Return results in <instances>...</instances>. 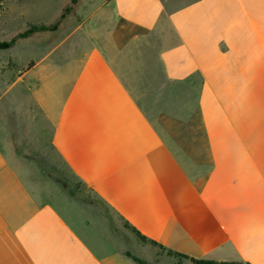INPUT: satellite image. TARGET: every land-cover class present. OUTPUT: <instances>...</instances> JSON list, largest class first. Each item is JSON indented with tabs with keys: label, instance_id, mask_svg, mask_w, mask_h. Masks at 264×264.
Here are the masks:
<instances>
[{
	"label": "crops",
	"instance_id": "0c3cea01",
	"mask_svg": "<svg viewBox=\"0 0 264 264\" xmlns=\"http://www.w3.org/2000/svg\"><path fill=\"white\" fill-rule=\"evenodd\" d=\"M85 1L0 50V264H264V0Z\"/></svg>",
	"mask_w": 264,
	"mask_h": 264
},
{
	"label": "rangeland",
	"instance_id": "374dc122",
	"mask_svg": "<svg viewBox=\"0 0 264 264\" xmlns=\"http://www.w3.org/2000/svg\"><path fill=\"white\" fill-rule=\"evenodd\" d=\"M72 1H75L74 3L76 4L78 3V0H72ZM68 2L69 0H22L20 4H16V3L9 4L8 6L10 8L9 14H6L7 9L1 8V12L4 13L5 15L0 14V42H8L6 40L12 37L13 35H15L17 32H19L27 22L48 23L56 20L57 17L60 15L62 9L65 8ZM87 2L88 0L84 2L86 3V5L83 3L82 6H79L78 12L80 14H85L88 11ZM69 5L70 3L68 4V6ZM69 14H71V12ZM72 21H75V17L66 15L63 20V25H64L63 30H66V28L72 23ZM30 27H38V29L44 28L42 26H30ZM60 34L61 32L59 31L57 36H60ZM45 48H46V43L44 42V40L37 39L35 41L22 42L18 44L16 43L12 48L13 50L11 54L13 58L17 61V63H19L22 66L25 64V62H27V60L31 56L42 54ZM18 92L19 90L15 88L11 93V97L12 96L19 97L20 95ZM52 174L54 175V173ZM144 245H147V247L152 249L154 253L157 252L160 255L161 257L160 261L162 262L161 264L168 263L167 257H170L171 261L174 259L173 254L167 252L163 248H158L157 246H154L152 244L149 245L148 243H145ZM142 256L144 257V263L147 264L146 263L147 261L145 262V260H147V255L143 254Z\"/></svg>",
	"mask_w": 264,
	"mask_h": 264
},
{
	"label": "trees",
	"instance_id": "16d2710c",
	"mask_svg": "<svg viewBox=\"0 0 264 264\" xmlns=\"http://www.w3.org/2000/svg\"><path fill=\"white\" fill-rule=\"evenodd\" d=\"M66 12H69V9H67ZM63 17H64V14L62 15L61 18H63ZM36 30H38V27H30L21 36L24 37V36L28 35L29 33L33 32V31H36ZM12 43H13V40L8 41V42H0V49H7V48H9L12 45ZM126 226H127V228L129 230H131V232L136 236L137 240H139L140 242L149 243V244H152V245H157L154 241L148 240L147 238L142 236L133 227H130L129 225H126ZM169 253H171V252H169ZM171 254H173V253H171ZM126 255L129 258H131L134 262H136L138 264H145L140 259L131 256L130 253H126ZM190 261H191L192 264H249V263L243 262V261H229V262L221 261V262H218V261L209 260V259H194V258H191Z\"/></svg>",
	"mask_w": 264,
	"mask_h": 264
}]
</instances>
